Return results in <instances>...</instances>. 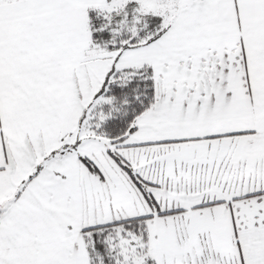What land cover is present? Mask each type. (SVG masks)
Returning a JSON list of instances; mask_svg holds the SVG:
<instances>
[{"label":"snow or ice","instance_id":"1","mask_svg":"<svg viewBox=\"0 0 264 264\" xmlns=\"http://www.w3.org/2000/svg\"><path fill=\"white\" fill-rule=\"evenodd\" d=\"M0 264H264V0H0Z\"/></svg>","mask_w":264,"mask_h":264}]
</instances>
